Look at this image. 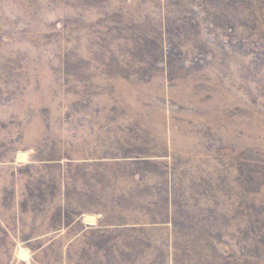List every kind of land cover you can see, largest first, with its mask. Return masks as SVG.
Masks as SVG:
<instances>
[{
    "label": "rangeland",
    "instance_id": "1",
    "mask_svg": "<svg viewBox=\"0 0 264 264\" xmlns=\"http://www.w3.org/2000/svg\"><path fill=\"white\" fill-rule=\"evenodd\" d=\"M0 264H264V0H0Z\"/></svg>",
    "mask_w": 264,
    "mask_h": 264
}]
</instances>
